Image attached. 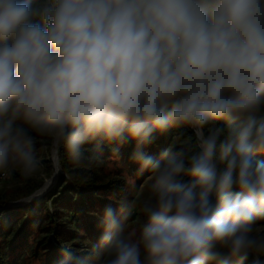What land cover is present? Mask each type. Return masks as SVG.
<instances>
[{"label":"clouds","instance_id":"9594fccd","mask_svg":"<svg viewBox=\"0 0 264 264\" xmlns=\"http://www.w3.org/2000/svg\"><path fill=\"white\" fill-rule=\"evenodd\" d=\"M181 127L198 150H144ZM130 140L146 182L56 264H264V0H0V172L53 168L17 202Z\"/></svg>","mask_w":264,"mask_h":264},{"label":"trees","instance_id":"16d2710c","mask_svg":"<svg viewBox=\"0 0 264 264\" xmlns=\"http://www.w3.org/2000/svg\"><path fill=\"white\" fill-rule=\"evenodd\" d=\"M175 138L182 144L190 143L192 151L198 150L192 129L188 127L157 133L154 142L145 145L144 150L156 155L159 153L158 149L163 150ZM95 143L85 145L86 156L91 159L83 165L73 164L61 147L63 175L58 177L54 188L42 198L31 204L15 207H5L10 201L2 202L0 207L4 208L0 209V264H32L35 261L38 264H56L59 250H47L52 244L48 236L44 235L46 233H54L53 237L58 241L60 234L62 236L67 233L70 236L66 238H73V232L77 238L87 235L85 240H98L97 237H92V233L98 230L94 226L99 228L95 234L99 236L101 233L99 215H103L104 208L109 204L116 207L125 197L126 191L122 179L101 173L103 163L116 147H119L116 157L120 156L124 161L136 149V142L130 140L123 145L104 142L102 150L90 151ZM30 185L27 183V187ZM98 201L101 203L100 207L97 206ZM64 218L71 221L70 224L74 225L76 231H72L70 226L66 227Z\"/></svg>","mask_w":264,"mask_h":264},{"label":"rangeland","instance_id":"374dc122","mask_svg":"<svg viewBox=\"0 0 264 264\" xmlns=\"http://www.w3.org/2000/svg\"><path fill=\"white\" fill-rule=\"evenodd\" d=\"M173 143H175L177 145L182 144V142L180 140L175 138V141H173V142L169 141L166 144L165 148L169 147ZM37 149H38V155L40 156V158L42 160L43 170H44L45 175L25 180L22 177L20 169L18 166H14L15 170L12 171L10 174H8L6 178H4L1 175L2 172H0V206H2V202H5V201H10L5 207H15V206L25 205V204H20L17 201H19L22 197L30 194L31 192L36 190L38 187H40L43 184V181L45 178H49V179L51 178L52 173H53V168H52V164L48 158V153L41 149V145L39 143L37 144ZM158 150L160 152L162 149H158ZM133 152H131V155H129V157L125 158V160L122 161L120 159L121 157L120 156L116 157L117 154H116V152L113 151V153L110 154L109 157L106 156V160L103 163L104 166L101 170V173H104L108 176L113 175L115 177L122 179L124 181V186L126 188L125 196H128L130 199L133 196L132 192L130 191L131 185L132 184L143 185L146 182V178L150 175V173L147 170L144 171L142 174H138L139 165L131 158ZM128 158H130L129 162L127 161ZM60 175H63L62 171L60 172V174L58 176L55 177L54 183L47 190V192H45L43 194V196H45L47 193H49L54 188V186L56 185L57 179ZM27 183L31 184L30 187H27ZM43 196H41L40 198H42ZM109 200H110V198L108 197V201ZM15 204H19V205H15ZM100 204L101 203L98 201L97 206L100 207L99 206ZM2 208H4V207H0V209H2ZM51 211L52 210H50V212ZM87 214H88V212L85 213L86 216H87ZM137 216H139V212H137ZM101 218H102V216L99 215L100 220H101ZM52 219L56 220L55 216H52ZM64 221L66 223L65 224L66 227L70 226L72 231H74V230L76 231L74 225L72 223L70 224L71 221L69 219L64 218ZM94 227H97V229L99 230L98 226H94ZM132 227H135V225H132ZM66 229H68V228H66ZM81 230H83V229H81ZM98 230H96V232L92 233L93 238L94 237L99 238L100 234H99V236L97 234H95V233H98ZM73 233H74V235H73V238H71V239L66 238L67 236H70L67 233H66V235H62V236L60 234L58 236V238L60 239L59 241L54 239V237H53L54 233L53 234H50V233L44 234L45 236H48V238L50 239L51 244H52V246L47 248V250L48 251H50L51 249L52 250H54V249L60 250V248L66 244H70V245H72L78 249H86L92 243L95 242L93 240H85L87 235H84L80 238H77L78 236L75 234V232H73ZM32 264H38V262L35 261Z\"/></svg>","mask_w":264,"mask_h":264},{"label":"built area","instance_id":"2783aa9c","mask_svg":"<svg viewBox=\"0 0 264 264\" xmlns=\"http://www.w3.org/2000/svg\"><path fill=\"white\" fill-rule=\"evenodd\" d=\"M1 175H2L4 178H6V177H7V175H5V174H3V173H2Z\"/></svg>","mask_w":264,"mask_h":264},{"label":"water","instance_id":"95a60500","mask_svg":"<svg viewBox=\"0 0 264 264\" xmlns=\"http://www.w3.org/2000/svg\"><path fill=\"white\" fill-rule=\"evenodd\" d=\"M15 205H19V204H15Z\"/></svg>","mask_w":264,"mask_h":264},{"label":"bare ground","instance_id":"6f19581e","mask_svg":"<svg viewBox=\"0 0 264 264\" xmlns=\"http://www.w3.org/2000/svg\"><path fill=\"white\" fill-rule=\"evenodd\" d=\"M47 192V191H46Z\"/></svg>","mask_w":264,"mask_h":264}]
</instances>
